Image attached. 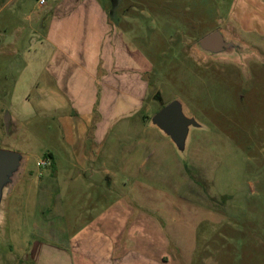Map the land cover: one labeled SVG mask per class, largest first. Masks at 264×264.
Masks as SVG:
<instances>
[{
	"label": "rangeland",
	"instance_id": "374dc122",
	"mask_svg": "<svg viewBox=\"0 0 264 264\" xmlns=\"http://www.w3.org/2000/svg\"><path fill=\"white\" fill-rule=\"evenodd\" d=\"M53 1L39 7L37 0H0V149L27 157L9 196L5 225L1 226L0 264H35L26 240L40 238L27 237L29 216H17L12 209L27 194L28 207L33 206L36 189L32 185L36 188L45 174L55 178L54 199L65 201V220H71L70 209L75 207L66 204L71 202L64 187L67 176L76 175L78 170L76 147L64 141L56 117L52 119L34 106L32 116L19 120L14 136L7 138L3 125L6 113L1 108L5 107V91L9 92L19 78L28 80L29 74L24 72L31 61L27 55L32 54L43 25L38 18ZM100 3L108 22L126 34L152 64L138 117L155 140L137 159L162 178L142 180L153 198L163 199L174 230L170 227L163 238L166 246L160 248L158 238L149 249L150 264H264V0ZM235 3L239 11L231 13ZM216 28L255 53L239 61L215 59L197 51L195 43ZM155 92L163 104L180 100L184 113L195 119L198 126L189 132L183 148L147 125L161 108L153 99ZM129 145L126 140L120 141V155ZM45 153H51L52 158ZM42 159L49 160L45 168L36 164ZM116 181L121 195L139 197L137 191L132 195L133 182L128 178L118 174ZM75 198L78 204L82 202V190L75 193ZM173 214L176 217L171 220ZM161 224L164 227L163 221ZM66 239L44 237L42 241L63 245ZM124 242L122 238L121 250ZM127 246L134 244L129 242ZM74 264L81 263L74 259Z\"/></svg>",
	"mask_w": 264,
	"mask_h": 264
},
{
	"label": "crops",
	"instance_id": "0c3cea01",
	"mask_svg": "<svg viewBox=\"0 0 264 264\" xmlns=\"http://www.w3.org/2000/svg\"><path fill=\"white\" fill-rule=\"evenodd\" d=\"M245 6L248 10V4ZM235 11H239L237 3L231 8V13ZM40 19L42 31L33 43L32 54L27 55L31 61L24 72L29 74L28 80L19 78L4 93V133L7 138L14 136L18 121L31 117L37 106L42 114L56 117L64 141L76 147L78 170L76 175L67 176L64 187L71 202L66 204L75 205L70 209V221L65 220V201L54 199L56 183L53 176H47L49 173L36 188L32 185L36 198L31 208L27 194L12 209L17 216H29L27 237L40 238L26 240L32 261L74 264L76 259L81 264H150L153 260L149 249L154 248L158 238L160 248L166 246L163 238L172 227L163 199L153 198L147 182L142 180L162 178L153 169L140 165L141 158L137 159L149 151V144L155 140L138 117L152 64L126 34L108 22L100 0H54ZM245 25L242 23V27ZM121 140L130 145L120 155ZM118 174L133 182L132 195L137 191L139 197H127L116 190ZM78 190H82L80 204L75 198ZM175 217L173 214L170 219ZM68 229H72L70 234L65 233ZM44 237L68 239L61 245L46 243L42 241ZM129 242L134 246H127Z\"/></svg>",
	"mask_w": 264,
	"mask_h": 264
},
{
	"label": "water",
	"instance_id": "95a60500",
	"mask_svg": "<svg viewBox=\"0 0 264 264\" xmlns=\"http://www.w3.org/2000/svg\"><path fill=\"white\" fill-rule=\"evenodd\" d=\"M195 49L207 57L242 60L243 56H250L255 52L244 43L228 38L220 28L201 37L195 43ZM161 108L154 113L147 125L157 128L168 136L177 148H183L189 132L198 125L192 116L184 113L182 102L174 99L163 104L156 92ZM27 157L24 154L0 149V232L5 225L7 201L20 178L26 165Z\"/></svg>",
	"mask_w": 264,
	"mask_h": 264
},
{
	"label": "built area",
	"instance_id": "2783aa9c",
	"mask_svg": "<svg viewBox=\"0 0 264 264\" xmlns=\"http://www.w3.org/2000/svg\"><path fill=\"white\" fill-rule=\"evenodd\" d=\"M39 5H43L45 0H37ZM37 166L41 167V168H45L49 165V160L48 159H42L37 161ZM38 176H41V174L39 173Z\"/></svg>",
	"mask_w": 264,
	"mask_h": 264
},
{
	"label": "flooded vegetation",
	"instance_id": "af4514ba",
	"mask_svg": "<svg viewBox=\"0 0 264 264\" xmlns=\"http://www.w3.org/2000/svg\"><path fill=\"white\" fill-rule=\"evenodd\" d=\"M111 4H112V5H113V4L115 5V3H114V2H112V1H111ZM153 99H154V100H156V92H155V94L153 95ZM156 101H157V103H158V105H159V102H158V100H156Z\"/></svg>",
	"mask_w": 264,
	"mask_h": 264
},
{
	"label": "trees",
	"instance_id": "16d2710c",
	"mask_svg": "<svg viewBox=\"0 0 264 264\" xmlns=\"http://www.w3.org/2000/svg\"><path fill=\"white\" fill-rule=\"evenodd\" d=\"M45 156L49 157L50 159L52 158V155L50 153H45Z\"/></svg>",
	"mask_w": 264,
	"mask_h": 264
}]
</instances>
